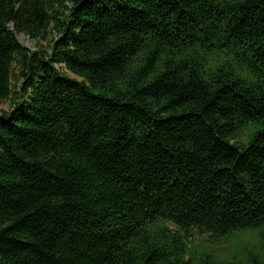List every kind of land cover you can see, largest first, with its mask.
Returning <instances> with one entry per match:
<instances>
[{
    "label": "trees",
    "instance_id": "obj_1",
    "mask_svg": "<svg viewBox=\"0 0 264 264\" xmlns=\"http://www.w3.org/2000/svg\"><path fill=\"white\" fill-rule=\"evenodd\" d=\"M3 104L0 264H264V0H0Z\"/></svg>",
    "mask_w": 264,
    "mask_h": 264
},
{
    "label": "rangeland",
    "instance_id": "obj_2",
    "mask_svg": "<svg viewBox=\"0 0 264 264\" xmlns=\"http://www.w3.org/2000/svg\"><path fill=\"white\" fill-rule=\"evenodd\" d=\"M19 44L29 51L38 50L39 48H45L46 43L44 41L31 40L24 35H19L17 38ZM7 104L0 106V110H6ZM195 240L199 239L197 236ZM258 236L254 232H248L238 235L228 241L221 242L216 246L217 260L223 264L240 263L243 264V253L246 249H250L251 246L257 242Z\"/></svg>",
    "mask_w": 264,
    "mask_h": 264
}]
</instances>
